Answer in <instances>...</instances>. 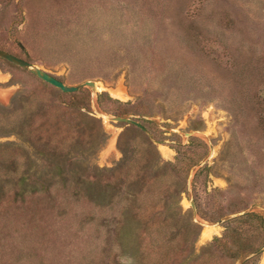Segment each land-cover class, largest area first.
<instances>
[{
    "label": "rangeland",
    "instance_id": "rangeland-1",
    "mask_svg": "<svg viewBox=\"0 0 264 264\" xmlns=\"http://www.w3.org/2000/svg\"><path fill=\"white\" fill-rule=\"evenodd\" d=\"M0 50L103 87L0 58V264H264V0H0Z\"/></svg>",
    "mask_w": 264,
    "mask_h": 264
},
{
    "label": "water",
    "instance_id": "water-1",
    "mask_svg": "<svg viewBox=\"0 0 264 264\" xmlns=\"http://www.w3.org/2000/svg\"><path fill=\"white\" fill-rule=\"evenodd\" d=\"M0 58L11 63V64H13V65H15V66H18V67L30 72L31 74H33L34 76H36L37 78L42 80L43 82L55 87L56 89L62 91L63 93H67V94L76 93V92H79L85 88H89L91 90V92L93 93V95H95L97 93L96 83L93 81H86V82H83L81 84L74 85V86L73 85H67V84L63 83L61 80H59L58 78H56L55 76L44 71L40 67H38L32 63H29V62H27V61H25L19 57H16V56H14L8 52L0 50ZM102 117L104 119L110 120L112 122L124 123L128 126H135L139 129H141L143 132L148 134L146 128L134 119H131L128 117H121V116L108 117V116L102 115ZM191 205H192V209L194 211V215H197L195 203L192 202Z\"/></svg>",
    "mask_w": 264,
    "mask_h": 264
},
{
    "label": "trees",
    "instance_id": "trees-1",
    "mask_svg": "<svg viewBox=\"0 0 264 264\" xmlns=\"http://www.w3.org/2000/svg\"><path fill=\"white\" fill-rule=\"evenodd\" d=\"M82 92H84V91L81 90L79 92L71 93V94H68V95H76V94H79V93H82ZM63 94H65V93H63ZM131 127H133V126H131ZM230 222L231 223L237 222L238 224H246V223L250 224V223L257 222L258 224H260V227L264 230V219L261 216H259L257 214H254V213L245 214V215H243V216H241V217H239V218H237V219H235L233 221H230Z\"/></svg>",
    "mask_w": 264,
    "mask_h": 264
},
{
    "label": "bare ground",
    "instance_id": "bare-ground-1",
    "mask_svg": "<svg viewBox=\"0 0 264 264\" xmlns=\"http://www.w3.org/2000/svg\"><path fill=\"white\" fill-rule=\"evenodd\" d=\"M96 88H97V92L98 91H102L103 90V87H101L100 85H96ZM114 95V94H113ZM210 235H211V232L209 233V234H207V237L209 238L210 237Z\"/></svg>",
    "mask_w": 264,
    "mask_h": 264
}]
</instances>
